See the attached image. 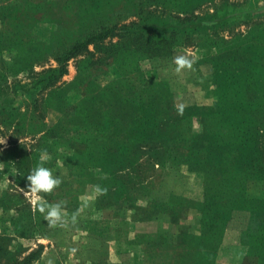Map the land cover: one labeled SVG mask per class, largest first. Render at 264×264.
I'll return each instance as SVG.
<instances>
[{"label":"trees","instance_id":"obj_1","mask_svg":"<svg viewBox=\"0 0 264 264\" xmlns=\"http://www.w3.org/2000/svg\"><path fill=\"white\" fill-rule=\"evenodd\" d=\"M212 1L67 0L61 12L76 7L71 17L75 24L78 22L69 44H53L57 37L51 36L37 47L28 43L27 36L20 35L23 18L18 22L20 16L14 13L21 9L25 17L29 8H40L39 2L14 3L6 19L13 22L10 29L14 30V39H10L12 35L2 38V51L9 55L0 66L3 76L21 73L52 58L60 66L44 79L57 80L65 73L66 61L86 52L88 45L97 50L98 43L106 38L117 39L105 49L107 60L118 72L117 79L105 85L92 80L90 70L102 60L90 56L78 62L72 81L48 93L44 109L55 111L59 118L49 128L43 120H35L38 127L28 135L37 137L36 144L30 154L24 149V156L31 160L29 167L16 166L19 179L27 178L41 161L40 155L50 154L65 171L61 190L68 187L76 193L88 186L124 189L116 178L139 149H160L164 164L180 165L186 174L199 176L198 199L168 192L164 203L167 211L156 210L172 222L184 219L186 214L181 217L180 211L195 210L199 221L186 231H144L143 225L124 220L116 231L113 223L107 227L100 222L96 228L99 222H86L87 231L111 235L124 248L126 264H219L216 260L220 253L238 247L244 251L240 264H264V222L259 221L264 220V187L259 196H250L248 191L250 183L264 185V159L257 150L264 142V22L241 36L222 40L204 32L203 24L193 17L194 12ZM190 16L195 22L186 24L185 17ZM130 18L133 21L123 24ZM194 31L199 34L195 36ZM21 37L24 42H20ZM192 46L205 53L213 50L208 60L212 81L218 86L211 106L191 108L186 115L177 114L178 121H172L167 116L171 94L167 90L161 95L158 92L166 82L148 81L138 63L146 60L151 68H158L168 62L173 48ZM71 91L79 97L68 103ZM12 102L0 93V110ZM195 116L201 129L197 135L190 131V121ZM160 122L166 123L161 131L166 134L160 143L147 142L154 132L159 133ZM154 154L156 159L158 154ZM18 156L10 159L17 164ZM236 211L249 216L246 224L239 222L237 236L227 245L224 239L231 231L229 222ZM31 219L42 221L35 210ZM29 226H34L31 220ZM39 252L36 249L17 257L21 254L17 251L14 256L7 255L3 264H32Z\"/></svg>","mask_w":264,"mask_h":264},{"label":"rangeland","instance_id":"obj_2","mask_svg":"<svg viewBox=\"0 0 264 264\" xmlns=\"http://www.w3.org/2000/svg\"><path fill=\"white\" fill-rule=\"evenodd\" d=\"M65 1L67 2V0H0V66L9 58V55L2 51L4 47L2 38L6 37V35H12L10 39H14V30L10 29L13 22L10 23V19L6 20L10 17L11 6L19 2H39L40 8H29L26 10L25 17H22L23 10L21 9L17 13H14L20 16L17 19L18 22H21L23 18V24L20 26V28H23L20 35L27 36L28 43L33 47H37L39 43H47L51 36L57 37L53 38V44H69L71 32L75 30L78 22L75 24L71 17V15H74L76 7L70 6L71 11L68 10L64 13L62 10L61 12ZM20 12L21 15H19ZM193 17L198 19V23L203 24L202 30L204 32L215 35L222 40H228L232 37L241 36L252 26L264 22V0H213L194 12ZM182 18L184 19V17ZM185 19H187L186 24L193 21L191 20V16L185 17ZM131 21H133V18L126 20L123 24ZM188 21L189 23H187ZM73 24L75 26H72ZM198 34V31H194L195 36ZM24 41L21 37L20 42ZM116 41V38H106L98 43L100 46L97 50L94 49L93 45H88L86 52L66 61L64 65L65 73L57 80H53L52 78L44 79L49 71L55 70L60 66L52 58H46L42 62L35 63V65L21 73H5L6 75L3 76L1 75L3 74V69L0 71V93L5 94V100L7 102L13 99L9 107L0 110V140L5 139V143L0 144V264L6 262L8 259L7 255L14 256L13 254H16L17 251L21 252L17 257L25 255L30 248L34 247V238L40 236L49 237L51 243L53 242L52 244L56 252H60L57 247L66 245V237L71 231L82 228L86 230L89 227L86 225V222L84 224L80 222L65 223L64 226L50 227L48 221L45 220V215L41 214L33 206L31 202L32 197L25 195L29 184L26 176L19 179L15 171L16 166L23 168L29 167L31 159L24 156V149L30 154L36 144L37 137L32 138L28 135L38 127L35 120H43L44 126L49 128L59 118V115L55 111L50 109L45 111L43 102L51 90L61 88L72 81L80 60L90 56H92L93 60L97 58L102 60L100 64L90 70V77L97 84L105 85L109 81L118 78L117 70L111 65V60H107L105 53V49ZM177 48L172 49V51L176 50L173 58L179 56L177 53H182ZM179 48L191 52V59L197 61L194 62L192 70H183L179 74L181 81L186 87L185 93L172 92L164 81V89H158L159 95L162 94L163 90H167L171 94L170 104H168L170 112H168L167 116H170V119H173L172 121H178L180 119L177 117V114L180 113L179 109L181 107H183V113L181 115H186L191 108L211 106L213 92L218 86L212 81V68L208 60L213 54L212 49H208V52L205 53L204 49L199 50L194 46ZM172 51L170 52L171 59L169 60V65L171 66ZM138 68L148 81H161L158 79L155 71L150 69V64L146 60L139 62ZM1 87L4 88L1 89ZM75 96L78 98L79 94H75L73 91L69 92L67 102H73V97ZM35 105L36 107H34ZM163 124L165 125L166 123H159V133L154 132L153 135L156 136L152 137V135L151 138H148L147 142L160 143V140L166 134L162 135L161 133L164 128ZM177 124V127H179V123ZM142 125L146 127V124L143 123ZM190 131L194 135L200 134L201 132L196 116L195 119L190 121ZM153 145L156 147L155 144ZM145 146L147 147L148 145L145 144ZM152 150H155L154 153L156 152L158 154L156 159H154L155 154L151 152ZM152 150L139 149L137 154L133 155V159L124 168L125 170L121 175H118L116 179L121 182L120 184H123L124 189L119 187V189L107 190L106 195L94 192L93 195H86L84 198L81 196L82 192L73 193L70 189H67L68 187L65 190L62 188L63 194H65L64 196H62L61 188H57L51 194L41 193L40 195L49 203L64 201L72 205L71 203H74V201L75 203L79 201V203H84L86 213L87 210L93 209V206L95 207L94 202L96 200L99 203L115 205L116 215L113 216H116L119 220H126L124 218H128L131 212L143 211L147 208L159 210L160 212L167 211L164 208V203L168 192H173L189 200H196L198 197L197 193L200 190L198 174H186L184 167L180 165L164 164L161 159L160 149ZM257 150L259 151V156L264 159L263 141L259 143ZM21 153L23 155L20 156ZM17 155H19V160L15 164L10 158ZM42 156L45 161L43 166L52 169L53 174L60 177L62 182H64L62 174H65V171L60 162L52 160L50 154L40 155V160ZM18 180H20V184L17 186L16 182ZM94 187L96 190V186ZM263 187L264 185L261 183L254 182L248 184L249 195L259 196L263 192ZM61 198H65V200H60ZM155 200L159 201V203L157 201L155 202ZM34 210L42 218L40 223L37 222L38 220L31 219V214ZM240 213L236 211L234 218L229 222L231 231L224 239L227 245H231L233 239L237 236L239 222H242V224H246L247 222L249 214ZM184 214H186V211L182 210L179 216L183 217ZM258 215L260 216L259 218H262V214ZM160 219L167 220L165 216L161 215ZM30 220L34 223V226H29ZM259 221L261 223L264 222V220ZM101 223L102 226L107 225L108 227L113 222L104 221ZM99 225L100 222L95 227L97 228ZM142 230L153 231L150 225H143ZM41 244L46 246L44 241ZM47 250H43V258L46 262L47 257L52 259L53 256L50 250ZM243 252V248L241 247L237 249H226L220 253L216 261L219 264L220 262L222 264H240V257L244 254ZM122 258L124 259H122V263H128L127 254H124Z\"/></svg>","mask_w":264,"mask_h":264},{"label":"crops","instance_id":"obj_3","mask_svg":"<svg viewBox=\"0 0 264 264\" xmlns=\"http://www.w3.org/2000/svg\"><path fill=\"white\" fill-rule=\"evenodd\" d=\"M177 50H181L182 52L177 54L185 55L191 59V52H187L186 50L181 48H177ZM175 51L176 50L172 51V66L169 65V60L171 59L170 57L168 62L163 66H160L158 68L150 67V69H153V71H155L159 80L167 83L168 87L172 92L185 93V84L181 81V76L175 73L176 65L173 62V55L175 54ZM94 192L96 193L95 187L88 186L83 189L81 196L82 198H84L86 195H93ZM156 201L157 200H155V202ZM157 202L159 203V201ZM94 203L95 207L93 206V209L87 210L86 213L84 209V203H79L78 201L76 203H73L72 205H69L65 202V212L67 214V219L65 223H72V214L78 213L77 222L84 224L85 222L109 221L113 222L112 228L117 231L119 225L123 222V220H119L116 216H113L116 215L115 205L112 206L110 204L107 205L104 203H99L97 202V200ZM125 219L126 220L124 221L136 225H150L153 230H156L158 232H169L174 230L186 231L188 228L195 226L199 221L198 213L192 209L186 212V216L184 217V219L176 222H172L170 220H161L160 213L156 210H152L149 208L143 211H133L130 213L128 218ZM62 234L64 235V233ZM66 238V245L57 247L61 253L56 252V250L54 249V245L52 244L53 242L51 243L49 237L40 236L34 238V247L30 248L28 252L35 251L36 249H39L40 252L38 259L32 264H49V261H51L52 264L122 263V257H124V248H122L120 244L111 235H98L82 228L79 230L76 229L74 231H71V233L68 234ZM42 241L46 243V246H43L41 244ZM47 249L50 250V253H52L53 256L52 259L47 257L46 262L43 258V250ZM73 249H75V252L72 251Z\"/></svg>","mask_w":264,"mask_h":264},{"label":"clouds","instance_id":"obj_4","mask_svg":"<svg viewBox=\"0 0 264 264\" xmlns=\"http://www.w3.org/2000/svg\"><path fill=\"white\" fill-rule=\"evenodd\" d=\"M175 73L180 74L183 70H192L194 59H190L185 55H179L174 58ZM180 114L183 113V107L179 109ZM5 143L4 140H0V144ZM43 156L41 161L34 167L29 175L27 176L28 190L25 195H30L32 197L33 206L41 213L45 215V220L48 221L50 227L64 226L67 219V214L65 212V202L59 201L56 203H49L45 200L40 194H51L57 188L60 187L62 180L60 177L53 174V170L47 167H44ZM96 192L101 195L107 194L106 188H101L100 186L96 187ZM78 213H73L71 216L72 223L77 222ZM75 252V249L72 250ZM49 264H52L49 261Z\"/></svg>","mask_w":264,"mask_h":264}]
</instances>
